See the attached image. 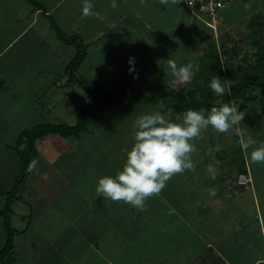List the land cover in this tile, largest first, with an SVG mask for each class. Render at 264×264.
Listing matches in <instances>:
<instances>
[{"label": "crops", "instance_id": "0c3cea01", "mask_svg": "<svg viewBox=\"0 0 264 264\" xmlns=\"http://www.w3.org/2000/svg\"><path fill=\"white\" fill-rule=\"evenodd\" d=\"M223 2L225 6L220 10L216 28H213L190 11L191 18L186 19L182 15V11L187 8L185 0H180L177 5L170 3L167 6L159 0H145L143 3L141 0H117L116 9L110 7L111 0H92L94 11L99 12L103 19L83 16V0H40L41 7L31 2L26 6V0H0V103L4 102L7 106L5 110L0 105V109L5 111L0 113V120L10 122V125L15 120H22L19 114L9 112L12 109L19 111V104L23 100L27 103L28 97L25 94L34 85L36 88L40 87L41 91L32 92L36 99L33 105L37 109L40 106V113L43 108L47 110L45 103L57 107L61 100L49 102L53 100L54 94L58 98L59 94L65 95L62 102L66 104H72L79 98L75 94L77 87L69 80L67 71L68 63L76 53V46L62 40L57 31V34L53 32L55 28L52 18L65 34L79 33L88 45L87 56L78 68V76L91 81H94L91 78L96 77L98 83L107 88L106 85L109 84L117 85L113 84L114 81L101 82L102 76H106L110 70L111 77L116 76L119 85L129 83L139 89L136 80L150 78L153 69L159 71V74H152L151 78L163 73L166 81L171 82L174 78L168 68V59L180 61L183 56L190 59L188 63H197L194 72L199 71L200 77H205L209 82L210 73L203 75V68L213 65L208 61L209 49L213 54L210 60H218L211 48L214 40H217L215 34L220 33L223 38L229 37L230 32L233 33L236 28H243L253 21L259 24V28L262 25L264 27V0ZM195 19L212 31H204L203 27L198 30L201 34L206 33V40L195 42ZM182 32L189 33L183 41ZM51 33L55 36L52 37ZM190 35L192 37L187 40ZM96 40L98 43H95ZM100 40L102 41L99 43ZM181 43L188 49L181 51ZM96 45L101 54L93 49ZM111 55L114 58L110 59ZM130 57L135 58V71L131 73ZM117 65L119 66L116 67ZM96 69L98 75L92 74ZM149 75L150 77H145ZM210 75L213 78L212 72ZM200 77L193 73L188 82L172 81L171 84L179 91L194 90L197 95L198 89H201ZM192 78H195L194 84ZM82 89L79 86L77 92L83 93ZM126 99L129 100L130 97ZM137 100L140 106L136 115L130 112L129 106H117L116 102L111 101L114 103L111 108L115 124H103L101 122L104 120L98 118L97 121L103 126L96 128L98 131L95 135L100 134L104 142L109 144L127 142L126 148L130 149L134 142L133 137H130L133 136V124L139 115L153 109L161 110L164 114L172 112V119L178 114L169 102L147 103L141 96ZM219 100L217 97V102L221 103ZM257 101L264 102L261 99ZM261 107L264 110V106ZM247 108L248 106L245 110ZM47 111H51V108ZM260 116H251L245 112L244 120L239 125L242 131L244 125L246 132L251 130V135L257 141L264 140V135L258 133L262 125H255V129H252V125L255 124V117L261 122ZM23 130L16 135L14 142L0 133V173L4 171V167L20 166V156L14 145ZM93 137L94 134L89 135L88 141ZM79 138L80 136L77 139ZM42 139L37 142L40 158L44 157L42 154L46 155L40 146L47 140ZM198 142L199 139L194 141L197 151L192 156L195 169L173 176L159 195L147 200L143 211L122 201L114 202L97 196L96 192H90L87 196L83 185H77V180L70 174L72 171L65 173L64 168L55 166L56 175H50L47 180L39 176L33 180V169L20 189L21 197L16 199L21 206L31 207V212L25 215L13 208L11 211L15 215H23L24 220L28 218L26 228L18 230L15 237L27 233L32 221L37 223L44 212L49 214L52 210L56 217L52 220L56 230L54 233L50 231V240L47 239V232L42 236L46 243H43L39 254L46 261L50 256L45 252H49L57 262L48 261L46 264H258L264 259V164L251 163L243 150L241 158L236 155L235 150H232L234 157H231L228 154L230 151L222 149L216 150L217 155L208 157ZM219 159H225L232 167L236 163V169L226 171V168L220 166ZM53 164L55 163H51V169ZM122 168L123 166L118 171ZM246 172L252 177L248 188L237 183L239 174ZM16 179L15 175L11 180L12 187ZM212 186L217 189L215 195L210 194ZM33 188L36 191H46L47 199H41V195L31 196ZM237 191L241 192L238 194ZM75 193L83 196L84 203L78 208L74 201L77 198L74 197ZM26 195L28 197L24 198ZM224 195L227 199L223 198ZM235 195L238 197H234ZM232 199L234 205L231 203ZM37 204L42 205L38 219L32 209ZM49 219L46 224L50 227L53 224H49ZM41 230H36L34 236L39 238L38 235L44 234ZM0 236L4 239L6 237L1 218ZM15 240L17 243V239ZM35 246L34 242L32 247ZM15 248L16 245L13 250ZM39 254L35 258L40 260ZM18 261L20 257L11 263ZM0 264L7 263L0 261ZM36 264H40L39 261Z\"/></svg>", "mask_w": 264, "mask_h": 264}, {"label": "rangeland", "instance_id": "374dc122", "mask_svg": "<svg viewBox=\"0 0 264 264\" xmlns=\"http://www.w3.org/2000/svg\"><path fill=\"white\" fill-rule=\"evenodd\" d=\"M21 1H23V0H21ZM38 1L40 2V0H38ZM29 4H30V2L28 0H26L25 5L28 6ZM182 15H185L186 19L191 18L190 12L187 8L185 11H182ZM193 27H195V30H196V31H194L196 33L195 42H198V40L199 41L206 40V38H207L206 33L201 34L198 31L199 29H202V27H203L205 29L204 31H208V30L211 31L210 29L206 28L202 22L197 21V19H195V23H194ZM53 32H55L57 34L56 29L53 30ZM51 35H52V37L55 36L53 33H51ZM187 35H189L188 32H182L181 33V37H182L181 41L186 40ZM216 35H217V38H216ZM221 36L222 35L220 33H219V35L215 34V39H217V40H214V41L216 42V44L214 42L213 45L211 46V48L213 49L214 55H216L218 57V60L217 59L215 61H214V59L210 60V56H212L213 54L210 53V51H209L210 49H209L207 52V53H209L208 54V56H209L208 61L210 64L213 63V66L212 67L206 66L205 68H203V70H205L203 75L204 74L208 75L209 73L211 74V72L214 75V73H213V71H215L214 64H219L221 69H222V72L225 75V80L227 81V85L229 86L232 83L241 80L242 78L247 76V74L249 72H252L254 70L253 67H254V65L257 64L258 57L260 56L261 53L262 54L264 53V27L262 25V27L259 28V24L257 22L253 21V22H250L249 24H246L245 27H243V28H241V27L236 28L233 33L230 32L229 37L223 38V36L222 37ZM191 37H192V35H190L187 38V40ZM101 41L102 40H100L99 43ZM217 42H218V44H217ZM95 43H98V40H96ZM183 45L184 44L181 43V48H182L181 51L187 50L188 48H186V46H183ZM93 49L97 52L100 51V50H98L99 48L97 45ZM100 54H101V51H100ZM109 58L110 59L114 58V56L111 55ZM189 60L190 59H187V58H185V56H183L182 60L176 61V62L178 65L187 64L189 62ZM85 61H87V59H85ZM195 64H197V63H194L193 66H195ZM112 65H113V63H112ZM82 66H84V64ZM118 66L119 65H117L116 67H118ZM199 66H198V68L200 70H202V68ZM138 71H139V69H138ZM141 71L144 73V71L142 69H141ZM151 72H153V73H150L151 77H152V74H154V75L159 74V71L157 72L156 69L151 70ZM92 74L98 75V69H96L95 72H92ZM194 74L198 75V77H200V75H201V73L199 71L194 72ZM210 74L208 75L209 79L212 78V76ZM150 75L145 76V77H150ZM156 76H154V78L150 77L147 79L138 78L135 82L139 88L138 90H142L143 92L148 93L149 92V86H151L154 83V81H156V79L158 78V76L157 77ZM107 77H110V78H107ZM115 78H116V76H114V78L111 77V71L108 70L107 75L102 76L101 82L106 81V80H108V82L114 81V83L113 82L112 83L117 84V85H115V86L111 85V84H109V86L106 85L108 89H111L114 91H118L119 88H124L127 86L126 83H121L119 85L117 83V79H115ZM204 78H201V77L199 78V81L201 82V84H200L201 86H199V87L201 89H198L197 95L195 94V96L198 99H202L204 96H206L205 94L208 92L209 93L207 95L215 94L209 87V84L211 81L209 80V82H208ZM87 79L89 80V78H87ZM91 79L96 80V77H93ZM172 81L173 80L171 79V82H168L171 87H172V84H171ZM97 82H98V80H97ZM192 82H193V84L195 83V78H192ZM206 82L209 84H207ZM128 85H129L128 87L130 88L131 84H128ZM76 87L77 88L75 89L76 90L75 94H77L79 96V98L75 99V101L72 104L71 103L66 104V102L65 103L62 102V100L65 98V95L62 96L61 94H59L60 97L58 98L57 94H54L53 100H51L49 102L55 103V101L61 100V101H59V104L57 105V107H55V105L53 106V105H50L48 103H45V105L47 106V110H50V108H51V111H47L43 108L42 113H40V111H41L40 106L37 109L33 105V103L36 102V99L34 97L35 94H33V93H35L34 91H36L38 93H40L41 91L39 89L40 87L36 88V86L34 85L33 89L32 88H31V90L29 89L28 94L27 93L25 94V96L28 97L27 103L24 102V100H23V102H21L19 104L20 105L19 111H17L16 109H12L9 112V114H13V115L19 114V117H21L22 120H15L13 125L8 124L10 122H6L5 120H0V133L2 132L3 135L5 136V138L7 140H9L10 142H14V140L16 139V135H18L21 132V130H23L25 127L30 128V127L34 126L33 124H36V123L50 122V123H55V124L66 123L69 125H74L76 123L77 111L80 110L84 106V104L90 100V94L89 93L84 91V89H82L83 93H79V92H77L79 90V86L76 85ZM35 88H36V90H35ZM203 88H204V90H203ZM261 92L262 91H260V89H257V90H255V93H253V95L257 94V96L258 95L260 96ZM136 95H137L136 93H133L130 95L128 93L124 94V92H123V93L115 96L112 99V102H116L115 104L117 106H121V107L129 106L130 112L133 113V115H136L139 111V106H140V104L137 102L139 95L138 96H136ZM126 97H130V99L127 100ZM112 102L105 104L104 106H102L98 110L97 115L95 117H93L90 121L89 130L81 132L79 139H77L75 136L62 137L59 134H50V135L44 137V139L47 140L46 141L47 143L44 142L43 145L40 146V149L42 150V152L45 151L46 155L42 154V156H44V157H41V158H40L39 153H37V155H35V156L34 155L31 156L32 157L31 158L32 164L30 162L29 171H28L26 180L31 176L33 169L35 170L33 173V177H32L33 180L34 179L36 180V178L38 176L40 178H42L43 180H47L50 175H53V176L56 175V173H55L56 167H59L60 169L64 168L65 173L68 172V170L73 172V173L71 172L70 174L77 180V185L82 184L83 185L82 187L84 188L83 191H86L87 196H89L91 193L96 192L95 189H96V186L98 184V180L101 177H103L105 175L115 176L118 169L120 167H122L126 161L125 149H127L126 145L128 143L127 142H115V143L110 142V144H109L108 142H104V139L101 138L100 134L95 135V133L98 131V129H96L97 127L103 126V124H105V123H106V125L115 124V121L113 120L115 115H114L113 110L111 108V106L114 103H112ZM161 102H165V104H166V102L167 103L172 102V99L169 98L168 100H163ZM1 104L3 105L4 109L6 108L5 110H7V106L5 105V103L1 102L0 105ZM235 104H236L237 109L239 111V108H238L239 104L237 102ZM261 106H264V102L262 103L261 101H250L248 103V108L246 110L242 111V113L245 114V112H246L247 114H250L251 116L253 114L255 116L259 115V114L261 115L260 116L261 122L258 120L257 117H255L256 121H255V124L252 125V129H255V127H257L255 125H262V127H260V132H258L262 136V135H264V110H262ZM140 109H141V107H140ZM165 110H167V109H165ZM2 112L4 113L5 111L2 110V108H1L0 113H2ZM7 112L8 111H6V113ZM171 113L172 112L169 111L166 113V115L171 118L172 117ZM98 118L104 120V122L100 121L103 124H101L97 121ZM118 125L119 124L117 123V126ZM243 128L245 131V125ZM94 129H96V130L94 132H92ZM240 129L242 130V128H240ZM248 133L251 134V130ZM92 134H94V137L88 141L89 135H92ZM130 137H133V136H130ZM44 139H42V140H44ZM238 140H239V137L236 134L235 128H233L232 130H230L227 133H217L214 129L209 127L206 131H204L202 133V136H201V138H199L198 143H200L199 146L203 147L204 153L206 152L208 157H210L212 154L217 155V152H216L217 149H215V147L217 148V146H219V150L222 149V150L230 151V153H228V154L231 157L233 156L232 150H235L236 155H238L239 158H241L243 155V152H242V149L240 148ZM39 141H37V142H39ZM133 143L134 142H132V144ZM113 144H115V146H112ZM22 147L23 146H20V148H22ZM214 151H215V153H214ZM236 155H235V157L237 158ZM120 157H121V159H120ZM37 158H39V159H37ZM219 162H220V166H222L223 168H226L225 170L226 171L229 170V172H231L232 170L234 171L236 169V166H237V164L235 163L232 167L225 159H222L221 161L219 159ZM51 163H55V164H53L54 167L52 169H51V166H52ZM4 168H5L4 171H2L0 173V187L12 188L13 183H11V180H12V178L15 177V175H16V178L19 176L20 166L14 165L10 168H6V167H4ZM40 169H44V170L41 171ZM46 170L48 171V173L45 174ZM11 171L13 173H11ZM60 172H61V170H60ZM11 176H12V178H11ZM224 177H226V176L224 175ZM56 178H57V176H56ZM49 180L52 181V179H49ZM212 187H213V189L211 192L217 193V189H215V186H212ZM79 190H78V192H79ZM57 192H59V190H57ZM237 192L239 194L241 191H237ZM28 193H29V191H28ZM30 193H32V194H30ZM30 193L29 194L31 196L32 195L33 196H37V195L40 196L41 195L42 196V197L40 196L41 199H47L45 197L48 196L46 191L42 192V191H40V189L38 191H36L33 188V190H31ZM19 194H21L20 191H19ZM80 196H81L80 194H76V193L74 195V197H77L74 200L76 202L77 208L80 205H82V203H84V201H82L83 196H81V197ZM26 197H28V196L26 195L24 198H26ZM40 197H38V199H40ZM64 197H66V196H64ZM234 197H238V195H235ZM223 198L227 199V196L224 195ZM233 199L231 200V203H233V205H234ZM6 203H7L6 195L0 191V209L4 208L6 206ZM21 203H23V199L21 200ZM39 203H41V202H39ZM41 207H42L41 204H37L36 207H32V209L35 211L34 215L36 216V219H38L37 217L40 216L39 210ZM11 208H13V210H15V211L22 212L25 215H27V214H29V212H31V207H26L25 205L21 206L19 201H16V200H14L11 203ZM204 208H206V207L204 206ZM5 217H6L5 215H2V214L0 215V218L3 220V222L5 220ZM9 218L11 219L12 225L15 228H17V230L22 231L24 228H26V222H27L28 218L24 220L23 215L22 216L21 215H15L10 211L9 212ZM40 218H42V219H38L39 222L36 221L37 223H33V221L31 222L30 227L27 229V233H25L24 235L22 233V234H19L17 237H15V239H17V243L15 240L16 248H15V250H13V252L9 256L10 263L16 261L17 259H19V257H20V261H18L15 264H25V263L27 264V262H28V264H36L38 261L40 264H43V263L46 264V263H48V261L57 262V261H54V260H57L54 257V255H52L49 252H45L46 255L50 256V258L46 261L44 260L42 254L41 253L39 254L41 247L44 245L43 243H46V240H44L42 236H44L45 232H47V234H46L48 237L47 239L50 240V235L52 234V233H50V231L51 232L53 231V233H54L56 230V227H54V221H52L53 218L55 219L56 217H54V212L51 210V212L49 214L47 212H44L40 216ZM48 219L50 220L49 224H51V225L53 224V226L49 227L46 224ZM35 226H36V228H35ZM49 228H51V229H49ZM40 229H42L41 231L44 234L38 235L39 236V238H38V237L34 236L33 233H36V230H40ZM1 237L2 236H0V249L2 248V246H4L3 244L6 243V241H5L6 237H5V239L1 238ZM32 240H35V241H32ZM61 241L62 240H59V242H61ZM34 242L36 243V246L32 247ZM38 254L40 256V260L38 258H35V256Z\"/></svg>", "mask_w": 264, "mask_h": 264}, {"label": "clouds", "instance_id": "9594fccd", "mask_svg": "<svg viewBox=\"0 0 264 264\" xmlns=\"http://www.w3.org/2000/svg\"><path fill=\"white\" fill-rule=\"evenodd\" d=\"M159 2L167 6L170 3L177 5L180 0ZM110 7L116 9L117 0H111ZM82 14L103 19L99 12L94 11L92 0H83ZM129 64V72H134V57L129 58ZM168 68L174 78L173 83L188 82L194 73L192 63L178 65L172 58L168 59ZM209 87L217 96L230 91L227 81H222L219 76L211 79ZM244 117L245 114L238 111L234 103L213 105L210 110L189 108L178 113L175 119L161 110L142 113L134 121V143L130 149H125L126 161L122 170L115 176L105 175L98 180L95 189L97 196L114 202L122 201L143 211L147 200L159 195L173 176L195 169L192 156L197 148L194 141L201 138L209 127L217 133H227L235 128L246 159L253 164H264V140L257 141L250 133L240 129ZM210 194L215 195L214 192Z\"/></svg>", "mask_w": 264, "mask_h": 264}, {"label": "trees", "instance_id": "16d2710c", "mask_svg": "<svg viewBox=\"0 0 264 264\" xmlns=\"http://www.w3.org/2000/svg\"><path fill=\"white\" fill-rule=\"evenodd\" d=\"M35 6L41 7L42 4L38 0H29ZM52 20L53 27L58 32L59 37L68 43H73L76 46V53L70 60L67 66V71L69 74V80L73 82V85L81 86L87 93L90 94V100L84 104V106L77 111L76 123L74 125H69L66 123H50L42 122L35 124L30 128H25L21 135L19 136L14 148L19 153L20 156V171L17 177L15 185L10 188H1L0 191L6 195L7 203L6 206L0 209V213L5 215L4 226L6 229V243L0 249V261L9 263V256L13 252L15 247V236L18 230L12 225L11 219L9 218V212L12 211L11 203L20 198V189L23 187L24 182L29 171V165L31 162V156L37 155V141L50 135L59 134L62 137L75 136L78 138L81 132L88 130L90 121L93 117L97 115L98 110L105 104L112 101V99L121 93H136L141 96L143 100L147 103H158L163 100L172 99L169 102L174 110L179 113L186 111L189 108L200 109L206 108L210 110L213 105H220L222 103H238L239 111L242 112L248 106L250 101H257L259 99L264 100V53L260 54L257 60V64L254 65V70L249 72L247 76L241 80L232 83L228 87L230 91H226L224 95L217 96L216 94L207 95L206 93L202 99H198L195 96V91H179L169 85L165 80L163 73L154 81V83L149 86V92H143L142 90L136 89L134 86L124 88H119L118 91H114L105 87H102L97 80L91 81L83 76H78V68L83 62L84 58L87 56V43H85L83 37L79 33H74L72 35L65 34L57 23ZM213 66V65H212ZM216 75L221 77L222 81H225V75L219 64H214ZM212 78L209 80L211 81ZM260 89L261 95L257 96L255 90ZM211 94V93H210ZM217 97L220 98L221 103L217 102ZM20 146H23L20 148Z\"/></svg>", "mask_w": 264, "mask_h": 264}, {"label": "built area", "instance_id": "2783aa9c", "mask_svg": "<svg viewBox=\"0 0 264 264\" xmlns=\"http://www.w3.org/2000/svg\"><path fill=\"white\" fill-rule=\"evenodd\" d=\"M189 11L209 26L216 28L220 10L225 6L223 0H185ZM252 178L249 172L240 173L237 183L242 187H250ZM258 264H264V259Z\"/></svg>", "mask_w": 264, "mask_h": 264}]
</instances>
